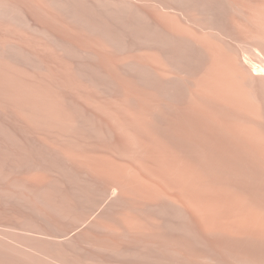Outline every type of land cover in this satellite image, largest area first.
Instances as JSON below:
<instances>
[{"label": "bare ground", "instance_id": "bare-ground-1", "mask_svg": "<svg viewBox=\"0 0 264 264\" xmlns=\"http://www.w3.org/2000/svg\"><path fill=\"white\" fill-rule=\"evenodd\" d=\"M0 264H264V0H0Z\"/></svg>", "mask_w": 264, "mask_h": 264}]
</instances>
